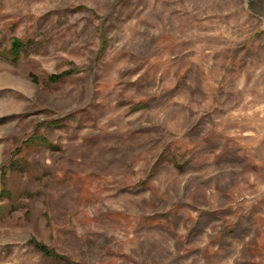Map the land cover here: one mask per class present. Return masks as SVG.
<instances>
[{"label":"rangeland","instance_id":"374dc122","mask_svg":"<svg viewBox=\"0 0 264 264\" xmlns=\"http://www.w3.org/2000/svg\"><path fill=\"white\" fill-rule=\"evenodd\" d=\"M256 12L0 0V264H264Z\"/></svg>","mask_w":264,"mask_h":264},{"label":"water","instance_id":"95a60500","mask_svg":"<svg viewBox=\"0 0 264 264\" xmlns=\"http://www.w3.org/2000/svg\"><path fill=\"white\" fill-rule=\"evenodd\" d=\"M246 3L251 12H255L256 10L258 13H260V11L264 12V0H246Z\"/></svg>","mask_w":264,"mask_h":264},{"label":"trees","instance_id":"16d2710c","mask_svg":"<svg viewBox=\"0 0 264 264\" xmlns=\"http://www.w3.org/2000/svg\"><path fill=\"white\" fill-rule=\"evenodd\" d=\"M17 46V45H16ZM16 50V49H15ZM17 51V50H16ZM67 74H64V75H62V76H56L55 77V81H57V79H61V78H63L64 76H66ZM38 248L40 249V250H42L43 252H46V248L44 247V246H38Z\"/></svg>","mask_w":264,"mask_h":264}]
</instances>
